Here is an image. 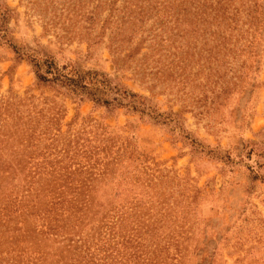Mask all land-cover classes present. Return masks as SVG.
<instances>
[{"label": "rangeland", "instance_id": "obj_1", "mask_svg": "<svg viewBox=\"0 0 264 264\" xmlns=\"http://www.w3.org/2000/svg\"><path fill=\"white\" fill-rule=\"evenodd\" d=\"M11 45L103 72L177 128L41 85ZM255 174L264 0H0V264H264Z\"/></svg>", "mask_w": 264, "mask_h": 264}, {"label": "trees", "instance_id": "obj_2", "mask_svg": "<svg viewBox=\"0 0 264 264\" xmlns=\"http://www.w3.org/2000/svg\"><path fill=\"white\" fill-rule=\"evenodd\" d=\"M11 47L19 59L26 55L28 63L34 69L36 80L41 85H48L49 87L58 88L62 90L65 95L79 103L90 101L95 107L105 108L108 113H112L118 109H124L128 113L146 116L155 124H175L177 128V120L175 119L176 117L174 115L170 113L171 116H164V114L156 112L151 107V104L148 102L147 98L129 91L122 84H120L117 79H111L103 72L95 70H83L76 67L75 64L58 66L51 56L42 55L41 57H36L30 53L23 54L16 46L14 47L11 45ZM179 136L180 138L184 137L185 139L189 140V135L185 134L184 132L183 134H179ZM190 142L194 151L203 152L205 150V148L199 142L194 140H190ZM67 175H72V172ZM67 175H64L66 180L70 179L67 178ZM257 179L264 181V175L255 174L253 180ZM62 187L67 189L66 186ZM57 194L60 195V201L64 202L65 199L61 198L63 192H59ZM80 197L81 192H78L73 195L69 201H67L70 205H72L71 207H68L70 209V216L77 218L76 220L81 219L80 217H76L77 212L81 211V208L74 205V203L80 201ZM59 199L54 197L50 202L51 205L54 207L58 204H61ZM50 212L51 211L48 210V213ZM57 227L63 230V227ZM78 240L81 241V239ZM35 261L36 264H43L45 258L38 257ZM45 264H47V260L45 261Z\"/></svg>", "mask_w": 264, "mask_h": 264}]
</instances>
